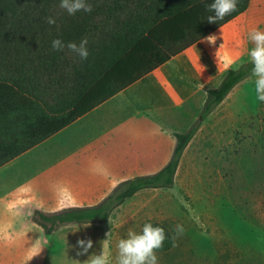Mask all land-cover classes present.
<instances>
[{"label": "trees", "instance_id": "obj_1", "mask_svg": "<svg viewBox=\"0 0 264 264\" xmlns=\"http://www.w3.org/2000/svg\"><path fill=\"white\" fill-rule=\"evenodd\" d=\"M87 2L91 13L69 15L60 0H0V168L221 28L246 11L250 0H238L236 11L214 24L207 22L213 0ZM48 17L56 23L50 25ZM85 37L87 60L66 47L52 48L56 38L79 44ZM251 69L250 61L230 69L219 87L208 91L200 118L251 77ZM199 127L174 133L173 155L159 172L123 181L99 204L55 213L37 210L33 219L47 235L68 225L107 223L138 192L172 187ZM151 224L168 235L157 252L169 251L173 235L166 226Z\"/></svg>", "mask_w": 264, "mask_h": 264}, {"label": "crops", "instance_id": "obj_2", "mask_svg": "<svg viewBox=\"0 0 264 264\" xmlns=\"http://www.w3.org/2000/svg\"><path fill=\"white\" fill-rule=\"evenodd\" d=\"M244 16L264 30V0H250L246 11L213 32L214 46L202 39L0 168V264H49L59 243L54 233L45 234L35 222V211L96 205L123 181L155 174L168 164L178 131L167 129L162 118L184 110L193 120L203 109L208 91L219 87L222 75L231 69L226 65L246 40L240 33L231 34ZM193 100L200 102L199 109L185 110ZM70 226L58 229L57 236L69 238L62 233ZM83 232L87 235L86 229Z\"/></svg>", "mask_w": 264, "mask_h": 264}, {"label": "rangeland", "instance_id": "obj_3", "mask_svg": "<svg viewBox=\"0 0 264 264\" xmlns=\"http://www.w3.org/2000/svg\"><path fill=\"white\" fill-rule=\"evenodd\" d=\"M251 21L244 16L231 31L246 36L231 57V69L250 61ZM254 80L251 76L239 83L205 119L200 118L203 109L197 100L185 107L199 109L193 120L184 110L162 118L167 129L178 132L200 124L181 158L174 185L136 195L108 225H72L63 230L67 239L55 232L59 247L51 251L49 264H84L88 256L101 252L100 242L110 231L115 264L118 240L126 238L129 229L139 233L145 223L153 222L166 226L173 236L177 225L184 228L175 247L156 253L158 264H264V103L255 101ZM89 238L93 248L78 256L77 241Z\"/></svg>", "mask_w": 264, "mask_h": 264}, {"label": "clouds", "instance_id": "obj_4", "mask_svg": "<svg viewBox=\"0 0 264 264\" xmlns=\"http://www.w3.org/2000/svg\"><path fill=\"white\" fill-rule=\"evenodd\" d=\"M237 2L238 0H213L211 4L207 5V10L213 13L207 17V22L209 24H214L223 21L226 16L236 11ZM60 7L65 9L69 15H75L80 11L91 13L93 10L91 4H89L87 0H60ZM47 22L50 25H54L56 20L53 17H48ZM203 39L209 45L214 46L217 36L215 34H210ZM248 40L253 45L248 55L250 57V63L252 64L251 75L255 77V101L264 103V30H260L259 28L251 29L248 32ZM88 42L87 37L81 39L79 44L76 42H68L65 44L60 38H56L52 41V48L55 51H63L66 47L70 52L79 56L81 60H87L90 54L87 48ZM218 51L219 49L215 53L217 66L221 60ZM234 62V60H230L226 67H230L231 63ZM200 86L202 87L203 85ZM174 231L175 235L172 236V242L175 247L176 240L183 234L184 228L182 225H177ZM105 235L106 238L100 242L102 248L101 252L99 254L93 253L88 256L84 264H112V233L110 231ZM167 239L168 235L164 228L153 226L151 223H145L142 231L139 233L129 229L126 238L119 239L116 244L115 264H158V256L156 253L163 248L164 242ZM77 247L80 249V251L77 252L78 256L87 255L89 250L93 248V241L90 238L87 240L79 239L77 241ZM34 256L29 259L31 260Z\"/></svg>", "mask_w": 264, "mask_h": 264}]
</instances>
